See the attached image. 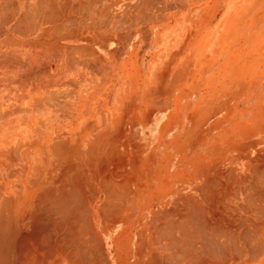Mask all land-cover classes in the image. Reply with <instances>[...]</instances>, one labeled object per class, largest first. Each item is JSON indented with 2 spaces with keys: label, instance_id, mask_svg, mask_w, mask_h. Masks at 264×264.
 <instances>
[{
  "label": "bare ground",
  "instance_id": "obj_1",
  "mask_svg": "<svg viewBox=\"0 0 264 264\" xmlns=\"http://www.w3.org/2000/svg\"><path fill=\"white\" fill-rule=\"evenodd\" d=\"M89 1L0 0V264H114L107 258L102 262L94 258L96 254L93 255L92 249L100 248L103 252L100 238L95 241L97 237L90 235L92 231L88 230V237L95 238L91 239L95 243L90 241V244L88 238L86 241L82 240L84 225L71 222L66 212L72 204L100 202V205L114 206L112 202H118L115 199L121 198L119 192L113 189L116 184L108 179L104 185H100V189L96 187L98 192L92 191L93 186H90L101 184V180L83 179L81 173L80 177L76 176V169L74 168L76 172L71 169L73 159L68 158V151L71 152L73 146L68 141L72 132L70 130L68 136L67 115L64 114L65 105L68 107L67 93L64 95L61 92L64 80L61 77L70 69L68 65L72 62L66 60L72 56L77 62L79 59L83 64L91 65L98 63L100 57L95 48L83 45L76 49L71 45L67 46L66 41H59L71 36L70 40L76 37L80 41L94 43L88 33H98V27L93 18L92 22H88L94 16L88 17L94 10L90 6L93 1H90L92 4ZM127 5L129 8L128 3ZM124 7L127 8L126 4ZM150 8L153 7L150 5ZM128 11L127 13L132 14L134 12ZM138 13L141 15L139 11ZM108 17L111 19L109 15ZM57 28H66L68 33L62 34L60 31L62 36L58 39ZM70 30L72 31L69 32ZM70 50L71 56L68 54ZM80 62L79 66L82 64ZM94 69L100 72L102 68ZM81 70L82 67L77 68L78 73ZM55 75L58 82L52 83L54 87L56 84V90L52 92L51 89L48 93L45 88L44 93L39 77L46 76L42 77L44 80L47 76ZM46 82L51 81L49 79ZM66 83L70 84L69 81ZM260 105L264 108V102ZM46 106L53 107L52 110L55 108L53 111L57 115H50L49 111V114H44ZM254 106L249 107L253 109ZM260 117V125L253 124L252 127L235 130L233 135L228 134V138L226 131L217 133L216 136L220 138L214 157L205 158L202 162L195 159L200 147L193 146L192 141L187 143L186 174L181 182L183 185H180L178 194L170 196L172 201L169 202H164L167 197L164 191L151 194L156 195L158 201L153 202L158 205L150 206L142 216L145 219L142 232L146 236V245L144 251L142 245L138 248L133 264H264V117ZM189 127L186 122L185 132H188ZM99 133L102 132L97 134ZM141 133V137L146 140L155 138L157 127L150 126L146 133ZM226 141H229L228 144ZM209 143H204L207 147L204 151L207 153L210 151L207 146ZM74 146L73 150L76 151L77 147ZM164 149L166 147L160 149V154L164 155ZM173 149L175 151L171 153L169 160L171 169L177 163L178 156L177 148H168L169 151ZM110 150L113 152V149ZM108 152L115 154L109 150ZM122 185L124 186L123 182ZM121 192L124 194L126 191ZM142 203L147 205V202ZM132 204L129 203V206ZM107 207L104 213L106 209L108 211ZM143 207L140 210L145 209ZM115 208L116 206L111 209H118ZM119 208L122 209V206ZM101 212L103 213H99ZM73 213L78 216L75 211ZM102 213L101 216L104 215ZM112 213L114 212L111 211ZM83 216L87 218L88 215ZM89 217L90 215L87 220ZM91 229L93 230L92 227ZM113 232L114 229H108L106 235L111 236ZM55 245L64 250L69 247L74 250H71L73 254L67 251L63 257L57 254L54 256L52 253ZM90 245H96L97 248L95 246L90 250ZM88 250L92 255L88 254Z\"/></svg>",
  "mask_w": 264,
  "mask_h": 264
},
{
  "label": "crops",
  "instance_id": "obj_2",
  "mask_svg": "<svg viewBox=\"0 0 264 264\" xmlns=\"http://www.w3.org/2000/svg\"><path fill=\"white\" fill-rule=\"evenodd\" d=\"M90 1L91 2L93 1L92 3H108V4L133 3L134 17L132 13H127L129 12L128 10L125 12L124 10H122L116 13L114 12V10H105V11L98 10L95 12L94 18L100 19V21L104 22V25L102 22H100L99 25H97L98 27L97 31L96 29H94V31L98 33L96 34L95 32L88 33L90 35V39L94 40V43L86 42L83 40L80 41L76 37L73 38V40L70 43H67V45L68 44L72 45V47L76 46V49L77 47L83 45L84 47L95 48V50L98 53V56L100 57V61L98 63L95 62V64H91V65L83 64V62H80L79 60L78 61L80 62L79 64L82 63L81 66L83 65L82 71H79L80 73H78L76 69L75 70L76 74L71 76L69 75L70 69H68L67 73L64 76L62 77L60 76L62 79H64L62 80V83H66L67 81H69L70 83L75 85L74 90L72 92L73 94L70 96L68 95L66 96V103H68V107L67 104L65 103L66 113H64L67 115L65 116L67 120L66 122L67 132L69 130L68 136H70V130L72 132L71 137L68 140L70 141L69 145L71 144L70 146H72L73 144V146L75 145L77 147V150L74 151L72 146L71 152L68 151L69 153L68 158L73 159L71 169L74 168L76 169L77 172L75 171V169L73 170L77 173L76 176L80 177L81 174H83L81 176V178L83 179L101 180V184L99 183L97 184V187L99 189L102 186V184L104 185L105 181L108 179L110 180V182H114V184H116L114 185L115 188L113 187V189L114 191L119 192L118 195L121 198L115 199L118 202L115 201L112 202L113 204H115L114 206L112 204H109L107 205L108 206L107 207L105 204H103L105 205V208L106 207L108 208V211L106 209L105 212V213L109 212L107 215L104 213L105 208L103 205H100L101 204L100 202H97L98 205L94 202L92 203L86 202V204L82 203V205L72 204L68 207L69 209L67 208L68 211L66 210V212L71 222L76 224L81 223L84 225L85 232L82 235L83 236L82 240L84 239L86 241L87 240L86 238H88L89 242L90 241L92 242L97 237L95 241L100 240V242L102 243L101 250H103V252L100 251L98 244H96L99 250L98 249L95 250L100 253L95 252V250L92 249V247L94 248L96 245L95 246L90 245L89 249L90 250L92 249V253L94 251L93 254L94 256L96 254V257L94 258L98 260L100 259V261L107 258L112 262H114V264H133V258L137 257L141 245H142V251L145 250V245H146V238H145L146 236L145 233L142 232V228H144L145 226L144 224L145 219H143L142 216L145 215V213L148 211L147 209H149L150 206L156 207L158 205L155 202H153L154 200H157L155 198L156 195L154 196L152 195L155 193L159 194L160 192L164 191L167 194V197L164 199V202L167 201L169 202L172 201V198L170 196L176 193L178 194L179 193L178 189H180V185H183V183L181 182H183L186 174L185 151L188 145L187 141H189L183 138L184 133L189 135L187 136L185 134L184 137L186 138L188 137V139L192 141L193 139L192 135L194 134L193 130L195 129L194 126L199 122L198 121L199 114L200 115L204 114L209 116L208 118H205L203 120L200 118L201 122L199 125V130H209L210 132L217 131V120H218L217 114H219V112L221 111L218 110L217 102L214 98L213 92L211 93L199 92L198 89L197 91L196 90L187 91V93L183 91L182 95L179 96V98L173 96V99L169 101V104L167 106H153L156 99L164 96V91L154 89V85H153L154 80L151 83V85L149 84L150 83L149 77L151 71L149 72L148 67L145 71H141L140 69L141 66L139 63H137L138 67L135 66L133 72V62L129 61V59L123 58V56L128 53V51H126L127 46H129V44H132L131 42L133 39V33L138 31L134 29V26L132 24L138 21L145 22L146 24H148L144 28V34L148 37V44L151 45L153 43L156 44V47H159L160 46L159 41L160 40L163 41V39L165 40V36L168 34L167 30H163L160 32L158 30L163 23H165L167 20L170 19V15H168V12L170 10H175L177 8L186 7L187 4L189 3V0H170L169 3L167 0H151V1L147 0L148 2L146 0H99V1L90 0ZM90 1L89 3L92 4ZM150 5L153 8H150ZM138 8H141V10ZM192 10L190 9V11H187L186 13H189ZM138 11L140 12L141 15H139ZM122 12L124 13L125 17L122 15L123 14ZM108 15L110 16L111 19H109ZM90 16L91 14H89L88 17L90 18ZM99 34L101 35L100 38L98 37L100 36ZM163 42H165V44L168 45L165 50L166 51L165 54H167L170 51L171 49L170 47L172 46L171 43L175 44V46H177L178 44V41H172L171 39ZM113 44H115L116 46L112 47ZM71 64L73 65V62ZM71 64L68 65L69 68ZM169 65L170 64L168 63L167 66ZM73 66L75 68V66H79V65L78 63H76ZM84 66L89 67V69L90 68L93 69L94 72L92 73H95L96 71L94 69L95 67H101V66L112 68V72L109 71L108 68H105L104 71L103 70L100 72L96 71V74L83 75ZM142 72L144 73L142 74ZM78 75L81 78L78 77ZM138 76L141 81L139 84L141 85L145 84V88L143 89L144 92L142 96H138L136 94L138 87L135 88V86L133 85V79L135 78L137 80ZM42 77L43 76H40L39 79L41 78L40 83H41V88L44 89V93L46 91H48L49 93L51 89L53 90L52 92H54L57 86L55 84L54 87L52 81H54V83L58 82L57 75L51 77L47 76V78H49L51 81L50 83L49 82L45 83V81H48L49 79L47 80L46 78L42 80ZM160 80L163 86L164 80L166 79L163 77ZM156 82H158V80ZM49 85L51 86L53 85L54 88L53 87L51 88ZM183 95L185 96L186 100L182 103ZM191 97L194 98L192 99ZM164 98L165 99L169 98L168 92H167V96H164ZM141 104H145L146 107L149 106V108L143 109L139 106ZM52 108L53 107L51 106L44 107V114H49L51 112L50 115H53L54 113H56L54 112L56 109L54 108L53 111ZM248 109L251 108L248 107ZM257 109L261 110L258 111L257 114H260L264 117V108L258 107ZM169 110H173V111H169ZM252 110H254V108ZM62 113L63 112H60V114ZM173 115L176 116L173 117ZM260 115L253 123H251L250 121L249 125L257 124V122L258 124H260L259 123L260 121L259 118H261ZM128 119L131 121H129ZM186 122L187 125L190 126L189 129L187 130L188 132H185ZM153 125H156L157 127L158 133L156 137L149 140L142 138L141 132L143 131L144 133H146L148 131V127ZM133 129L135 132L133 131ZM174 129L175 131H173ZM235 130H240V129L233 127V128L224 129L222 131H226L228 138L229 137L228 134L233 135L232 132ZM98 132H102V133L97 134ZM212 135L213 136L210 137L209 140H205V139L200 140L198 144V146L200 147L199 153L198 156L195 157V159H197L196 161L202 162L203 160H206L208 157L211 158L213 154H215V149L219 142L217 141L218 137L216 136L218 134L217 132H215ZM133 137H135V139H133ZM167 138L169 139V141H167L168 140ZM208 141L210 143L207 146L208 148L210 147L209 148L210 151L207 153V151H204L205 149H207L204 143ZM227 142L229 141H226L225 143ZM193 145L196 146L197 143L195 142L193 143ZM165 147L166 149H164V155L160 154L161 153L160 149L161 148L163 149ZM168 148L178 149V156L176 158L177 163L173 165L172 169L170 168L171 164L169 160H171L170 157L171 153L174 152L175 150L173 149L169 151ZM202 148L204 149L202 150ZM107 149L110 152H112L110 149H113L112 153L115 154L111 155ZM114 150L116 151L114 152ZM101 157L105 159L102 160ZM105 176L107 178H105ZM122 182L125 187L122 185ZM117 183L118 184L121 183L119 184L121 186H118ZM116 186L118 187L116 188ZM159 187H161L160 188L161 190H159ZM156 188H157V192H155ZM122 190L126 192L123 194L121 192ZM94 191L98 192V190H94ZM116 192H115V196H116ZM118 195L117 197H119ZM122 195L125 197H123ZM145 198L147 199V201ZM125 200L128 201L129 203L132 202L133 207L129 206L128 203L124 205L125 203L123 204V202H126ZM143 201L147 202V205H144L142 203ZM83 204L86 206H84ZM117 204L118 206L120 205L119 207L122 206V209L119 208ZM75 205H77V207H74ZM99 205L101 206L102 210H100ZM115 206L118 209L115 208L116 210L113 211ZM128 206H129L128 209H130L131 212L129 215L124 214L123 216V214H118V212L122 211L123 208L127 210ZM143 206H146L147 208ZM78 207H80V209ZM112 207L113 209H111ZM142 207L145 209L140 210ZM109 209L111 210L109 211ZM70 211L73 212L75 211L78 216L81 215V217L83 218L74 216L75 214L73 212L71 213ZM78 211H80V215ZM100 211H103L104 215L106 216L111 214V211L114 213L109 215L110 217L109 218L104 215L101 216L102 212L99 213ZM81 213H83V215H88V216L90 215L89 217L90 219L87 220L88 216L86 218V216H83ZM91 227L93 228V230L92 229L90 230ZM111 228L114 229V232L111 236H107L106 231ZM88 230L90 232L92 231L91 234L89 232L90 235L95 236V238L92 237L93 240H91L92 238L90 239L88 237L89 236V234H87ZM24 232H26L25 228H24ZM95 241L93 242L95 243ZM91 242L90 244L93 243ZM54 247L55 248L53 251L55 253L54 252L52 253V251H50L52 254H55L54 256H56L57 254L58 256L63 257L64 255L67 254V251L70 252L71 250H73L71 248L69 249V247L64 250L63 248H60L57 245H55ZM60 249H62V251ZM73 251H71L72 254ZM87 252L88 254L92 255L91 251L88 250ZM97 254L99 255L101 254L102 257L101 256L97 257L98 256Z\"/></svg>",
  "mask_w": 264,
  "mask_h": 264
},
{
  "label": "rangeland",
  "instance_id": "obj_3",
  "mask_svg": "<svg viewBox=\"0 0 264 264\" xmlns=\"http://www.w3.org/2000/svg\"><path fill=\"white\" fill-rule=\"evenodd\" d=\"M167 1L169 3L170 0ZM94 4L90 5L95 10L91 12V15H95L96 10H114V12L125 10V3H112V5L111 3H96V7L93 6ZM132 4L129 3V8L126 4V10H133ZM190 9L193 10L186 13ZM168 15L170 19L158 30L159 32L167 30L168 34L163 41L169 39L178 41L177 46L171 43L170 51L165 54L168 46L165 42L159 41L160 48L153 43L149 45L148 37L144 34V28L148 24L138 21L133 24L134 29L138 31L133 33L132 44L127 46L128 53L123 56L124 59L133 62V72L135 66L138 67L137 63L140 64L141 71H145L148 67L149 72L151 71L149 84L151 85L154 80V89L163 90L164 96H167L168 92V99L164 96L158 98L153 106H167L173 96L179 98L183 91L187 93V91L198 89L199 92H213L218 110L221 111L217 114V131L215 132L220 133L223 129L233 127L243 129L249 125L250 121L254 122L260 115L257 114L258 111H261L257 108H261L260 103L264 102V0H189L186 7L170 10ZM92 18L94 23L99 25L100 19L94 16L90 20L87 17L88 22H92ZM65 29L62 28L56 32L57 38L68 33ZM70 39L71 36L59 42L70 43L73 40ZM115 46V44L112 45V47ZM69 52L71 56L72 50ZM71 59L66 61L78 63L77 59L75 60L72 56ZM79 67L82 66L74 68L70 65L69 74L71 76L76 74L74 69ZM83 68V75L96 74L85 66ZM100 68H102L101 71L108 68L112 72V68L104 66ZM63 72L65 73L64 70ZM163 77L166 79L163 83L164 87L160 80ZM157 80L159 83L156 82ZM140 82L139 76L137 80L133 79V85L135 88L138 87L136 93L138 96H142L145 88V84L141 85ZM61 88L64 95L65 93L68 96L73 94V84L62 83ZM185 100L183 95L182 103ZM251 105H255L254 110L248 109ZM139 106L143 109L149 108L145 104ZM208 117V115L199 114V122L194 126V136L193 139L191 138L192 143L196 142L198 145L201 139L209 140L215 133L209 130H199L201 119ZM260 124L257 122L256 126ZM185 134L183 138L190 141L184 137ZM92 186L94 189V185H91V188ZM96 187L95 184L94 190L97 189ZM123 203L124 205L129 204L128 201ZM128 208L127 210L123 208L118 214H123V216L130 214Z\"/></svg>",
  "mask_w": 264,
  "mask_h": 264
}]
</instances>
